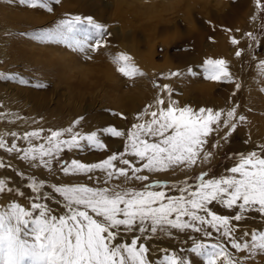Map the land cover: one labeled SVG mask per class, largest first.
Here are the masks:
<instances>
[{
	"label": "snow or ice",
	"instance_id": "1",
	"mask_svg": "<svg viewBox=\"0 0 264 264\" xmlns=\"http://www.w3.org/2000/svg\"><path fill=\"white\" fill-rule=\"evenodd\" d=\"M12 3L52 13L61 0H9ZM106 34L92 16L74 15L60 19L55 27L32 31L31 40L86 55L104 46ZM231 42L239 43L235 38ZM131 60L119 53L113 62L125 77L144 76ZM258 67L264 74V59ZM203 71L209 81L232 82L224 59H207ZM188 72L196 75L191 68ZM0 82L29 85L30 80L20 73H0ZM160 87L167 99H157L155 110L149 105L138 114L128 131L108 126L85 134L69 126L0 135V150L28 170L15 178H0V264H191L190 254L206 264H248L264 255V230L248 226L250 219L264 223V145L226 157L235 163L219 177L206 179L210 174L205 171L193 178L194 183L187 178L178 184L150 180V175L185 174L210 164L214 154L207 149L209 143L217 149L230 143L246 121L235 106L224 119L222 111L213 108L180 106L169 85ZM79 124L78 119L75 125ZM102 136L124 138L123 151L98 162L64 159L65 153L107 151ZM11 167L0 160V169ZM37 170L84 177L91 186L46 183L45 178L37 179ZM132 182H140L142 188L123 186ZM194 234L215 242H201ZM184 237L191 247L171 252L152 247L160 239L183 244ZM155 252L163 253L162 258L151 259Z\"/></svg>",
	"mask_w": 264,
	"mask_h": 264
},
{
	"label": "rangeland",
	"instance_id": "2",
	"mask_svg": "<svg viewBox=\"0 0 264 264\" xmlns=\"http://www.w3.org/2000/svg\"><path fill=\"white\" fill-rule=\"evenodd\" d=\"M15 4L24 18L33 22V30L55 27L60 19L74 15L92 16L107 30L101 41L104 46L96 52L85 55L61 44L35 41L36 58L39 61L36 63V73L30 72L27 66H16L18 73L26 76L32 74L36 79L32 78L34 81L46 83L48 87L45 89L50 90L53 101L59 97L63 110L72 105L71 101L78 99L82 110L77 114L70 116L64 111L54 115L55 119H63L64 128L69 127L73 119L77 118H86L84 125L89 124L87 118L91 120L93 129H82L85 134L111 126L115 118L129 115L126 108L135 107L132 110L134 114L138 112L137 108L142 109L139 105L141 107L142 102H148L146 96L148 97L150 89L156 92V96L167 98L166 91L160 87L164 84L173 90L172 99L178 100L180 106H190L196 110L200 107L213 108L216 103H221L228 109L235 106L237 112L242 114L248 101H260V104H264V74L258 67L259 60L264 59V0H61L60 5L54 6L52 13ZM27 31L20 29L23 37ZM234 38L239 41L238 44L231 42ZM237 51L242 53L240 57H236ZM140 52H153L158 68L148 71L147 67L139 66L137 62ZM119 53L129 55L131 63L145 75L125 77L118 72L119 65L113 61ZM136 53L139 54L138 57ZM207 59H224L232 82L207 80L203 71V64ZM62 68L67 76L65 78L62 72L59 73ZM189 68L196 73L195 76L190 75ZM41 71H44L45 76ZM45 71L49 73L46 75ZM175 71L183 75L172 77L171 73ZM165 77H169L170 81L164 82ZM236 83L241 84L239 90L235 88ZM116 84L119 89L110 88ZM260 104V111L249 109V112L257 113L255 121L251 124L245 121L230 143L219 149L209 143L207 149L214 154L210 164L194 167L189 173L174 180L163 176L170 173L150 175V180L178 184L187 178L190 183H194L193 178L205 171L210 174L206 179L225 174V170L235 163L233 159L226 157L264 145V108L261 109ZM31 119L35 121L32 130H38L37 123L45 118L35 114ZM46 120L50 122L52 117ZM102 139L107 144V151L76 153V158L82 162H98L107 155L123 151L126 142L124 138L102 136ZM68 156L65 153L64 159L70 160ZM0 160L5 165H11L10 160L1 158V155ZM37 179H40L38 175ZM45 181L57 183L53 179L45 178ZM80 183L91 186L90 181ZM126 185L142 188L140 182ZM18 202L22 205L26 203L24 200ZM258 224L264 230V223L259 221ZM183 239V244L160 239L153 242L152 247L170 246V252L180 247H191V241ZM200 241L213 243L211 240ZM162 256L163 253L155 252L151 259L158 260ZM190 256L191 263L206 264L202 258L194 254ZM261 261L264 263V255L249 259L248 264H259Z\"/></svg>",
	"mask_w": 264,
	"mask_h": 264
},
{
	"label": "bare ground",
	"instance_id": "3",
	"mask_svg": "<svg viewBox=\"0 0 264 264\" xmlns=\"http://www.w3.org/2000/svg\"><path fill=\"white\" fill-rule=\"evenodd\" d=\"M19 10L16 7L15 3H12L11 5H9V0H0V73H18L17 71L19 69L16 67L18 65L27 66L30 72L36 73V68H37L36 63H38L39 61L36 58V48L37 47H36L35 41L31 40V33L32 31H34L33 22L30 21L29 19L24 18V16L19 12ZM31 18L33 19V17ZM20 29H25V31L28 30L24 34V37L20 33ZM219 46H221V44ZM152 53L153 52H151V54L141 53L140 55L136 53L137 57L139 55L138 62H137L138 65L142 67H147L148 71L149 70L152 71L154 68H158V65L155 63L153 59L154 57ZM60 64H62L61 65L62 67L64 66L63 63H60ZM41 72L42 74H44V71H41ZM45 72H46V75L47 73H49L47 71ZM60 72H62L63 74ZM59 73L62 74V76L64 75V78L67 77L66 74H64L65 73L64 68L60 69ZM23 76L30 80L29 85L25 86V85H18L13 82H0V135H6L8 130L17 131V132H22L23 130L32 131L35 121L32 120L31 118L35 114L41 115L45 118V119H41V121L37 123L38 128H44L45 130L47 129L62 130L64 129L63 119L61 118L55 119L54 115L58 113L62 114L64 113V111H66L68 115L72 116L82 110V108L79 107L78 99L77 100L74 99V101H71L72 105H68L67 109L63 110L64 107L59 102L60 101L59 97L53 101V98L50 95L49 89L44 88L45 90L44 92H38V90L32 86L33 84L37 83V81H34L35 78L33 77L32 74H30L29 76H26V75H23ZM169 81H170L169 77H165L164 82H169ZM71 87L73 88V85H71ZM203 87L204 85H202V88ZM110 88L119 89L118 84L114 86L111 85ZM148 93H149L147 94L148 97L146 96V99L148 100V102L146 103L145 101V104H143L142 102L141 107L139 105V108H142V109L139 110L137 108L136 112L137 110L138 112L134 114L132 113V110L133 108L135 110V107L130 106L129 108H126L128 109L129 115H125L123 117L126 118L127 121L124 118H119V119L115 118L111 126L117 127L118 130L128 131L130 130L131 123L134 122L135 117L138 114H142L146 109H148L149 105L151 106L154 105V108L152 107V110H155L156 100L160 99V97L156 96L155 95L156 92H154L151 89L149 90ZM165 99L167 98L165 97ZM177 102L180 105L178 100ZM259 104H260V101H255V102L252 100L248 101L247 105L245 106L246 108H244V111L241 112L246 117V122H248L249 124L255 121L256 119L255 115H257V113L255 114V113L249 112L250 111L249 109L252 108L254 111H260ZM123 105L126 106V103H123ZM260 105H261V109L264 108V104H260ZM135 106H138V104ZM213 110L222 111V116L226 118L225 113H227V111L230 109L223 107L221 103L219 104L216 103L215 106L213 107ZM131 114H134V115H131ZM49 117H52V120L50 122L46 120ZM223 117L222 119H224ZM78 119L80 120V124L75 125V121H77ZM85 119L86 118L73 119L70 126H74V130L80 131L81 133L83 130L87 128L92 130L93 126L91 125L92 124L91 120L87 118V121L89 122V124L84 125L83 121ZM138 122H144V121L140 120ZM9 140H10V137H9ZM17 143L21 146H27L26 143L23 141H17ZM0 155H1V158L3 157L4 159H9L12 167H14L13 169H9V168L0 169V178H15L16 174L19 173L20 171H28L25 168V164L20 162L18 159L13 158L12 156H6L2 150H0ZM68 155H69L68 156L69 159H72V158L79 159V158H76L75 156L76 153H68ZM189 171H191V169ZM37 175L39 178L53 179L59 184L80 183V182L87 181L86 178L84 177L77 178V177L63 176L59 171L47 172V170H37ZM163 176L174 180L176 178L184 176V174L170 173L169 175H163ZM123 186L126 187L127 185L125 184ZM217 211L221 212L222 210L217 209ZM251 220H253V222H251ZM251 220H249L248 222L249 227L255 228L257 230H263L258 224V222L260 221L259 218L251 219ZM194 235L197 236L198 240H204V241L211 240L213 242L215 241L214 239L204 238L200 236L199 234H194ZM184 238L187 239V237H184ZM249 240H250V237H249ZM259 257L260 256H257L256 258H259ZM188 258L190 260L191 256L189 255ZM191 264H196V263H191ZM259 264H264V263H262L261 261V263Z\"/></svg>",
	"mask_w": 264,
	"mask_h": 264
}]
</instances>
